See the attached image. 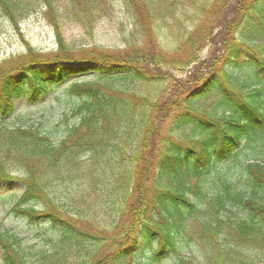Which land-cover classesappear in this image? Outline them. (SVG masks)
I'll return each instance as SVG.
<instances>
[{"label": "trees", "instance_id": "1", "mask_svg": "<svg viewBox=\"0 0 264 264\" xmlns=\"http://www.w3.org/2000/svg\"><path fill=\"white\" fill-rule=\"evenodd\" d=\"M86 1L70 0L65 14L88 25L111 14L116 0H89L100 6L95 10ZM161 1L121 0L141 32L123 48L75 54L61 46L52 21L59 48L53 55L30 53L0 65V184L19 171L24 189L12 211L58 232L48 249L36 250L0 233L5 264H135L140 248L158 259L175 253L182 238L205 233L217 264H254L257 253L240 255L244 244L264 252V0H187L185 8L165 0L164 8L179 15L190 8L183 12L187 33L172 52L158 42ZM19 3L0 0V9L13 18ZM44 3L51 15L53 0ZM206 47L209 56L201 57ZM163 66L192 67L173 82L159 72ZM71 75L61 92L77 100L75 121L64 131L50 125L45 104L16 111L14 100L36 104ZM139 81L153 87L151 95L129 88ZM231 158L243 159L236 180L218 169ZM83 172L99 197L111 198L113 253L97 261L99 245H88L83 233L92 224L76 202L85 187L72 184ZM65 190L67 200L58 199Z\"/></svg>", "mask_w": 264, "mask_h": 264}, {"label": "rangeland", "instance_id": "2", "mask_svg": "<svg viewBox=\"0 0 264 264\" xmlns=\"http://www.w3.org/2000/svg\"><path fill=\"white\" fill-rule=\"evenodd\" d=\"M161 2L163 4L159 5L155 11V28L157 34L159 32L158 42L163 50L172 52L182 37V33H187L183 12H189L190 8L179 15V11L174 12L172 9L164 8L166 6L165 0ZM175 3L178 7L185 8L187 0H179ZM84 5H90L93 10L100 9L98 4L89 2V0ZM19 6L22 8L21 13H15L13 18L0 9V65L9 64L12 59L20 60L30 53L44 57L53 55L59 48L56 30L51 23L52 21L57 24L56 29L62 43L61 46L75 54L91 51L94 47H101L110 51L123 48L129 44L130 39L139 40L141 36L138 26L132 24L133 19L126 13L121 0L114 2L111 14L96 17L88 25L81 24L73 17L65 14L72 7L70 0H53L55 9L53 8L51 15L47 12L44 0H20ZM108 6V4H105V7ZM161 6L164 9H161ZM166 10H169V12H165ZM172 12L179 19L174 20ZM49 17H52L51 21ZM159 26H161L160 30L158 29ZM208 53V47H206L199 52V55L208 57ZM191 67L175 66L167 68L163 66L159 72L166 74L165 76L174 82L186 78ZM73 79L74 77L71 75L59 82L53 91L42 96L36 104L26 102L21 98L14 100L16 111L45 104L43 111L50 117L48 120L50 125L55 126L58 123L57 129L64 131L63 128L75 121L74 116L71 115V110L75 108L77 100L73 101L71 96L61 92V90ZM129 88L137 92L138 95L144 96L151 95L153 87L139 81L132 83ZM61 115H65L66 120L60 119ZM242 160L240 162L236 158L225 160L218 166V169L221 173L227 172L226 175L229 179L236 180L239 178L237 165H240ZM11 176L14 178L0 184V197L2 196L0 199V233L15 234L20 238L23 247H30L34 250L38 248L48 249L47 241L51 242L56 239L58 232L54 229H40L42 227L36 226L34 220L30 223L28 217L24 216L26 218H22L20 217L21 214L12 211V201L22 193L24 186L18 179L21 176L19 171L11 172ZM74 178L73 185L78 183L79 187L83 188V185L85 187L84 194H79L76 202L78 210L81 213L85 212L83 220L88 221L87 224H92L90 228L83 226V233L89 235L88 245H99L97 251L93 254V260L97 261L103 259L106 254L113 253L111 238L115 235L113 230L115 226L111 222L113 218L111 198L104 195L99 197L100 192L98 187L93 185L94 179L89 172L77 173ZM54 185L56 188L64 187L60 181L55 182ZM67 195V190H65L62 195H59L58 199L67 200ZM82 199H85L86 202H81ZM200 219L201 221L204 220L202 217ZM188 223L195 225V217L191 218ZM224 231L226 232L225 228ZM224 231L221 234V239L225 241L228 236L225 237L226 233ZM202 236L199 239L197 234H193L192 238L190 236L182 238L184 243L180 247L177 245L178 248L175 253L172 252L158 259H154L152 256L151 248H140L139 254L135 257V264H183L182 260H191V264H217L215 257L211 255L212 249L210 248L212 246L209 244L212 241L211 237L206 233ZM229 242L231 241H228L227 244ZM107 247L109 250H107ZM226 248L230 249V247ZM255 253L258 255L254 257ZM240 255L242 257H244L243 255H250L255 259L254 264H264V252L261 254L248 245L244 244L241 247ZM2 258L3 250L0 246V264H5Z\"/></svg>", "mask_w": 264, "mask_h": 264}]
</instances>
